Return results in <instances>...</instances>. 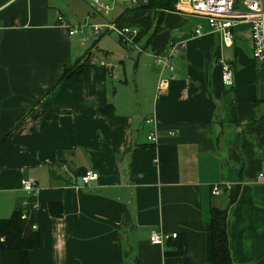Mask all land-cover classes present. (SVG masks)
I'll list each match as a JSON object with an SVG mask.
<instances>
[{
	"label": "crops",
	"instance_id": "crops-1",
	"mask_svg": "<svg viewBox=\"0 0 264 264\" xmlns=\"http://www.w3.org/2000/svg\"><path fill=\"white\" fill-rule=\"evenodd\" d=\"M77 2L0 0V219L26 197L22 182L32 178L40 246L30 250L31 264H213L210 211L227 206L234 186L226 224L232 264H264V64L252 57L249 25L236 23L227 47L186 6L165 12L154 31L150 10L119 4L110 23L135 29L120 41L150 51V61H136V106L118 96L117 66L98 63L107 59L92 58L76 83L59 82L61 68L84 54L79 34L57 20L79 23L70 17L81 14ZM198 26L202 34L194 35ZM170 41L181 45L160 93L153 55ZM221 61L232 70L231 86L222 82ZM106 104L104 115L98 109ZM152 132L156 142L148 141ZM88 170L98 178L82 184ZM50 202L62 205L61 217L48 212ZM153 230L165 235L162 244L148 240ZM177 241L181 252L170 254ZM17 259L0 250V264Z\"/></svg>",
	"mask_w": 264,
	"mask_h": 264
},
{
	"label": "built area",
	"instance_id": "built-area-1",
	"mask_svg": "<svg viewBox=\"0 0 264 264\" xmlns=\"http://www.w3.org/2000/svg\"><path fill=\"white\" fill-rule=\"evenodd\" d=\"M91 5V14H100V16H111L116 8L121 4L126 8H136L146 5L149 0H85ZM177 5L186 6L188 12L204 17L211 31L218 32L221 35V40L224 46L230 47L233 44L232 29L236 23H247L250 27V37L252 44V57L254 60L264 64V0H177ZM89 15L87 17H89ZM59 25L68 35L79 34L80 44L83 46L88 40V35L84 32V27L91 28L94 35H98L107 29V31H115L122 40H126L128 33L135 32L129 26L117 28L115 24L110 22L105 24H90L86 22L70 24L62 15L57 17ZM106 31V30H105ZM202 34L201 27H196L194 35ZM180 43L170 41L162 53L153 55L155 66L158 67L159 78L157 83V91L163 93L168 88L170 76H166L167 72H174L175 57L179 52ZM142 51L140 47L137 48ZM95 60H92V63ZM105 68L113 67V64L108 60H100L98 62ZM227 62L221 61L222 82L225 86L233 84V73ZM148 141L156 142L157 135L152 132L148 135ZM98 178L95 171L88 170L81 177L82 184H90ZM258 179L264 181V168L258 173ZM22 188L26 194H36V182L32 178H26L22 182ZM221 192L220 187L214 185L212 194L217 195ZM24 218V215H22ZM33 230H37L36 223L32 225ZM171 238L177 239V233L170 234ZM165 235L160 230H153L149 235V241L152 244H162Z\"/></svg>",
	"mask_w": 264,
	"mask_h": 264
},
{
	"label": "trees",
	"instance_id": "trees-1",
	"mask_svg": "<svg viewBox=\"0 0 264 264\" xmlns=\"http://www.w3.org/2000/svg\"><path fill=\"white\" fill-rule=\"evenodd\" d=\"M176 4L177 0H149L146 5L136 7L135 10H150L154 31H157L165 12L175 11ZM95 44L96 41L94 40L91 46ZM91 61L92 55L89 47L85 50L82 57L74 61L71 65L61 68L59 82H78L82 76L88 74L87 72H89L90 67L93 65ZM225 104L227 105L228 111H234V102L231 95L229 96L228 94L226 96ZM111 107L110 104H106V106L99 108L98 111L107 115L109 114L108 109H111ZM238 194L239 187H232L228 193L227 206L224 208H211L209 224L213 264H232L226 224L229 206H232L237 200ZM35 201L36 194H26V197L16 205L9 217L0 219V250L15 251L18 256L17 264H31L29 258L30 250L40 246L39 231L32 229V225L38 221V209ZM47 210L53 217H61L63 214V208L60 203L50 202ZM22 215H24V218H22ZM181 250L182 243L177 241L174 243L173 250L170 254H179Z\"/></svg>",
	"mask_w": 264,
	"mask_h": 264
},
{
	"label": "rangeland",
	"instance_id": "rangeland-1",
	"mask_svg": "<svg viewBox=\"0 0 264 264\" xmlns=\"http://www.w3.org/2000/svg\"><path fill=\"white\" fill-rule=\"evenodd\" d=\"M58 1L59 4H61V7L66 8V0ZM78 1L79 2H77L76 4H81L80 15H73V13L77 14V5H74L72 7L68 6V9L73 15L70 17H73V19H78L79 23H84L86 19V22L90 24H105L111 22L115 16V14L113 16L111 15L107 17L100 16V14L89 15V11H92L90 5L85 1ZM85 11H87L89 14H87V12ZM88 15L89 17H87ZM102 30L103 31H101L99 35H94L90 27H84V32L88 35L89 40L83 45L82 50L83 52H85V50L90 47L92 58H97V60L107 59L113 65L117 66V69H113V72L115 73V75H118L120 77L117 81H121L123 85L121 91H119L120 89L117 90L120 93L118 96H121V94L127 95L130 98L131 103L137 106L141 101L140 98L142 99V93L139 91L138 85L136 84V76L138 73V66L136 61L137 58L141 56L147 57L150 61V56L146 55L147 53H150V51H147V53H137V51L132 50L129 46L125 47V45L120 41L121 39L116 34V32H107L105 31L107 29ZM94 40L96 41V45L91 46ZM105 55L107 56L103 58ZM108 87L110 95H112L115 87L114 83L110 81L108 83Z\"/></svg>",
	"mask_w": 264,
	"mask_h": 264
}]
</instances>
